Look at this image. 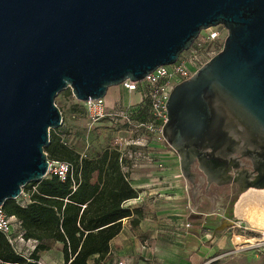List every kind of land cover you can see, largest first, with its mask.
Here are the masks:
<instances>
[{"label": "water", "instance_id": "95a60500", "mask_svg": "<svg viewBox=\"0 0 264 264\" xmlns=\"http://www.w3.org/2000/svg\"><path fill=\"white\" fill-rule=\"evenodd\" d=\"M217 25L223 48L175 86L163 134L194 198L234 187L264 217V0H0V205L47 176L60 91L106 97Z\"/></svg>", "mask_w": 264, "mask_h": 264}, {"label": "rangeland", "instance_id": "374dc122", "mask_svg": "<svg viewBox=\"0 0 264 264\" xmlns=\"http://www.w3.org/2000/svg\"><path fill=\"white\" fill-rule=\"evenodd\" d=\"M205 33L206 30L201 32V34ZM108 92V97L113 99V103L109 105L111 112L122 110L127 104L125 102L127 99L129 101L139 99L135 94L123 93L117 86L110 87ZM55 101L63 115V123L58 127V132L80 155V158H98L106 150L116 151L120 155L123 170L129 172L131 183L138 193L140 194L143 187L147 190L141 198L138 195L133 199L130 205H141L145 208L149 225L154 224V220L158 222L159 233L155 240L163 248L155 258L157 257L161 264H178L179 259L184 258L180 255V251L187 247L189 233L197 232L196 235L203 236L225 222L224 214L231 215L233 205L231 187L227 188L225 210L211 211L212 203L206 197L200 198L195 208L190 189L187 190V180L182 174L178 154L163 134L165 123H156L155 130L139 127L136 120L141 119V114L136 115L132 123L124 124L120 120L115 123L111 117L92 123L81 110L80 103L73 94L66 96L65 91L62 90ZM116 136L123 137L120 146L114 144ZM185 220L194 224L195 228L189 231L181 227ZM240 221L242 227L237 228L240 232L244 231V228L264 231L263 228L252 225L246 220L240 219ZM198 225L204 226L200 232L196 231L199 229L196 228ZM248 230L247 233L251 232ZM178 232L181 236L177 235ZM144 241H147L146 237ZM209 249L207 247L206 253L202 251V255L200 254L202 246L192 249L197 255L196 264H264V253L256 250L247 249L228 254V247L225 246L218 247L216 251ZM22 251L26 255L31 252L27 245L21 248ZM54 256L55 254L50 255L51 258ZM63 263L61 261V264Z\"/></svg>", "mask_w": 264, "mask_h": 264}, {"label": "trees", "instance_id": "16d2710c", "mask_svg": "<svg viewBox=\"0 0 264 264\" xmlns=\"http://www.w3.org/2000/svg\"><path fill=\"white\" fill-rule=\"evenodd\" d=\"M64 91L72 95L70 88ZM50 139L45 147L49 160L68 161L73 170L64 180L51 174L29 182L24 187L31 194L29 203L6 200L3 207L21 222L24 239L37 244L26 255L0 231V264H41L49 239L64 243L65 264H90L92 259L94 264H106L111 241L122 231L123 221L132 217L133 225H138L142 219L141 208L127 204L138 197V190L123 170L118 152L106 150L98 158H80L58 128L51 129Z\"/></svg>", "mask_w": 264, "mask_h": 264}, {"label": "built area", "instance_id": "2783aa9c", "mask_svg": "<svg viewBox=\"0 0 264 264\" xmlns=\"http://www.w3.org/2000/svg\"><path fill=\"white\" fill-rule=\"evenodd\" d=\"M205 30L206 33H200L192 46L183 51L176 62L158 66L141 80L128 79L120 83L118 86L122 90L138 94L139 99L129 101L119 112L110 111L106 97L80 101L88 120L96 123L111 117L115 123L120 120L126 124L132 123L134 117L141 114V119L136 120L139 127L155 130L156 123L166 124L168 120L166 103L175 86L189 80L199 68L217 54L223 48L228 36V30L223 25L212 26ZM122 143L123 137L116 136L114 144L120 146ZM72 170L73 165L68 161L49 160L47 175L53 174L64 180ZM25 194L26 191L23 189L20 197ZM224 219L228 225L224 229L229 230L232 244L228 254H235L247 249L264 253V231L244 228L245 230L240 232L237 228L242 227V221L231 215ZM190 226V223L186 224L187 228ZM246 230L251 232L247 233ZM0 231L12 243H15L16 240L25 241L21 222L16 216L9 215L3 205H0Z\"/></svg>", "mask_w": 264, "mask_h": 264}, {"label": "crops", "instance_id": "0c3cea01", "mask_svg": "<svg viewBox=\"0 0 264 264\" xmlns=\"http://www.w3.org/2000/svg\"><path fill=\"white\" fill-rule=\"evenodd\" d=\"M120 91L125 94H135L139 97L136 93H129L127 91H124L121 89L120 86H117ZM109 94V92H107ZM108 94L106 95V100L108 105H111L113 103L112 97H108ZM112 102V103H111ZM129 102V99L127 101ZM179 158V156H178ZM190 189V184L187 182V190ZM149 191V190H148ZM144 192H147V190L142 189V191L139 194V198L142 197ZM191 194V192H190ZM192 198V196H191ZM136 199V198H134ZM21 204H26L31 201V194L29 191H26V194L16 199ZM133 199L128 201V205H130L131 201ZM198 200L197 205L195 204V208L198 206ZM190 204V203H189ZM131 207H139L141 208L143 212L142 219L140 220L138 225H133L132 223V217L127 218L123 221V229L122 231L111 241V251L109 255L105 259L106 264H161L158 262L157 257L155 258V255H158L160 249H162V245L156 242V238L158 237L159 233V227L158 222L154 220V224L149 225V220L145 216V208L141 205H135ZM192 209V208H191ZM212 209V206H211ZM193 212H196L192 209ZM213 211V210H211ZM226 214L223 215V218L226 217ZM148 223H146V221ZM225 220V219H224ZM190 223L191 226L189 228L186 227V224ZM226 223L224 222L220 226H217L213 229V231H209V233H206L203 236L196 235L197 232L189 233L188 238V245L184 250L180 251V255L184 258H180L178 264H196L197 263V255L196 253H193L192 249L202 246V250L200 251V254L202 255V251L204 253L207 252V247L210 248V251H216L218 247H228V250L232 248V244L229 238V230L223 229L222 227ZM181 227H184L185 230H193L195 228V225L185 220L181 224ZM204 226H196V231L199 232L202 230ZM264 229V228H263ZM211 232V233H210ZM180 232L177 233V235L181 236ZM147 239V241H144V239ZM149 237V240H148ZM248 240V239H246ZM15 246L18 247V250L21 251L22 247L28 246L29 250L32 251L34 246L37 244V241L35 240H16ZM47 244L49 246V249L44 250L43 254L41 253V263L42 264H61V261H63L65 264V256H64V243L61 241H57L54 239L47 240ZM210 244V245H208ZM20 248V249H19ZM206 248V249H205ZM23 252V251H22ZM24 253V252H23ZM25 254V253H24ZM55 254L54 258H51L50 255ZM190 258V259H189ZM90 264H94V261L92 259V263L90 260Z\"/></svg>", "mask_w": 264, "mask_h": 264}, {"label": "flooded vegetation", "instance_id": "af4514ba", "mask_svg": "<svg viewBox=\"0 0 264 264\" xmlns=\"http://www.w3.org/2000/svg\"><path fill=\"white\" fill-rule=\"evenodd\" d=\"M190 184V192L193 201L195 200L193 196V184ZM234 187L230 188L231 195L233 193ZM226 196H227V188H221L217 192H212V193H207L204 194L202 197L209 198L211 203H212V210H218L226 209ZM202 197H198L197 199H200ZM232 197V196H231ZM232 210H231V216L235 219H241V220H246L248 223L255 225L260 228H264V217H261L259 220L255 218L254 212L247 211L243 209L233 198H232Z\"/></svg>", "mask_w": 264, "mask_h": 264}, {"label": "bare ground", "instance_id": "6f19581e", "mask_svg": "<svg viewBox=\"0 0 264 264\" xmlns=\"http://www.w3.org/2000/svg\"><path fill=\"white\" fill-rule=\"evenodd\" d=\"M168 141V140H167ZM169 142V141H168ZM169 144L171 145V147L175 150V152H177L178 156H179V161H180V165H181V169H182V174L184 176V178L187 180V182L193 184V181L191 179H189L185 174H184V171H183V167H182V162H181V157H180V153L178 151V149L171 143L169 142ZM197 198H195L194 202L195 204L197 205V201H196Z\"/></svg>", "mask_w": 264, "mask_h": 264}]
</instances>
